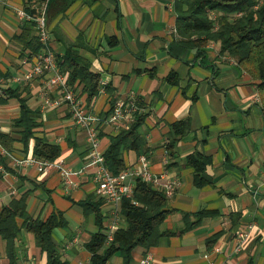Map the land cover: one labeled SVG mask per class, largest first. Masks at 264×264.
I'll return each mask as SVG.
<instances>
[{
  "label": "crops",
  "instance_id": "crops-1",
  "mask_svg": "<svg viewBox=\"0 0 264 264\" xmlns=\"http://www.w3.org/2000/svg\"><path fill=\"white\" fill-rule=\"evenodd\" d=\"M175 2L50 0V48L63 54L64 42L75 43L83 37L87 48L81 55L111 85L113 96L133 95L142 104L146 117L140 133L150 148L152 172L162 183L178 181L163 224V230L171 234L148 251L136 248L130 264H264V116L256 99L260 96L258 81L235 64L233 57L221 54L215 43L180 45L174 33ZM23 9L24 0H0V98L9 99L0 105V133L15 138L12 151L0 143V214L12 200L29 193L28 212L34 218L46 220L53 212L64 214L67 226L53 234L58 247L62 242L63 259L69 264H90L92 254L85 245L99 226L95 215L86 216L80 203L102 199L96 194L89 144L66 106H45L43 79H25L34 58L27 55L29 50L20 40L24 26L30 24L19 18ZM31 11L38 13L35 3ZM9 91L20 93L35 114L40 124L35 137L61 146L58 159L44 161H63L68 181L59 169L35 162L40 159L33 154L35 138L27 146L21 141L14 126L21 104L9 98ZM46 93L54 98L59 91ZM108 96L100 93L86 108L103 118L110 108ZM181 120L189 121V130L170 157L167 137L171 125ZM100 132L105 152L110 137L118 132L107 123ZM190 155L210 161L202 185L196 184L194 168L187 166ZM124 158L127 166L138 165L136 153H125ZM24 159L32 162L22 164ZM101 209L105 229L109 207L102 203ZM199 212L207 213L200 221ZM125 227L122 219L121 228ZM238 232L249 234L239 251ZM15 248L12 262L6 241L0 237V264H47L35 234L25 227ZM109 264H125L124 257L118 254Z\"/></svg>",
  "mask_w": 264,
  "mask_h": 264
},
{
  "label": "trees",
  "instance_id": "trees-1",
  "mask_svg": "<svg viewBox=\"0 0 264 264\" xmlns=\"http://www.w3.org/2000/svg\"><path fill=\"white\" fill-rule=\"evenodd\" d=\"M39 1L41 0H24V9L33 14L32 4ZM257 3V0H176V28L180 45L204 47L215 43L219 45L221 54L235 58L238 64L258 81L264 116V2L256 8ZM82 38L75 43L64 42V53L55 56L58 68L67 74L68 85L79 92L85 105L88 104L89 107L100 95L103 75L93 71L90 59L81 55V50L87 48ZM20 40L27 48L25 50H29L27 54L29 57L44 49L32 22L24 26ZM173 77L171 75L168 79L172 80ZM105 90L109 95L110 108L103 119L111 114L118 99L113 96L111 85L107 84ZM8 94L9 98H16L21 104L20 118L14 124L17 133L21 135V141L27 146L29 140L35 138L34 156L49 161L58 159L62 154L59 144L35 137V129L40 124L35 121V114L28 107L27 100L21 98V94L16 91H9ZM8 102V98H0V105ZM145 117V114L138 115L129 129H122L110 137V144L104 152V157L107 167L114 175L129 167L125 163V153L134 152L138 156H149L150 148L140 133ZM103 126L104 123H101L100 137ZM189 126L188 120L171 125V133L166 143L170 157L174 154L176 143L187 133ZM14 141L15 138L10 134L0 133V143L6 149L12 151ZM209 162V159L200 155L187 157V166L195 170L196 184L206 183L202 174ZM27 194L12 200L3 207L0 214V237L6 241L8 258L14 262L16 241L25 227L35 234L42 251L47 255V264H69L63 259L59 247L53 240L54 231L67 226L64 214L53 212L46 220L34 218L28 212ZM169 200L164 191L155 189L150 183L139 179L133 197L125 199L122 203L121 216L126 227L117 231L114 241L109 245L105 244L104 237V215L101 209L104 201L81 202L84 214L86 216L94 214L96 224L99 226L91 241L85 245L92 254L90 264H109L118 254L124 257L125 264H130L136 248L141 247L148 251L157 246L162 237L171 234L163 230V224L170 213ZM205 214L207 213H197L198 221ZM19 221H22L21 226ZM195 224H190L187 229Z\"/></svg>",
  "mask_w": 264,
  "mask_h": 264
},
{
  "label": "built area",
  "instance_id": "built-area-1",
  "mask_svg": "<svg viewBox=\"0 0 264 264\" xmlns=\"http://www.w3.org/2000/svg\"><path fill=\"white\" fill-rule=\"evenodd\" d=\"M257 6L264 0H257ZM50 0H41L35 3L38 9L37 14H32L25 9L20 11L19 18L22 21L34 23L36 35L44 49L33 56L34 63L28 72L25 73V79L30 81L36 77L43 79L46 90L51 89L59 91L57 97L51 98L44 90L45 106L48 108H60L63 105L71 113L73 122L80 126L85 134L89 144L90 165L95 169L94 180L97 183L96 194L109 207V220L104 230L105 244H111L117 231L121 228V209L125 199L133 197L136 183L139 179L150 183L155 189L164 191L166 196L171 199L174 196L178 186L177 180H168L163 182L157 178L151 170L149 158L146 155H140L137 166H129L118 175H114L106 165L104 151L101 148V139L99 137V127L101 123L111 125L116 132L122 129H129L136 121L138 115L144 114V109L139 100L133 96L119 97L113 107L111 114L103 119L86 108L84 100L78 95V92L71 88L67 82V74L62 72L57 65L55 53L50 48L51 31L48 23V7ZM177 34V29H174ZM235 64L237 60L233 58ZM27 62V61H26ZM100 93L105 94L107 82L102 79L100 82ZM256 99L261 103V97L257 95ZM32 160L24 159L22 164L28 165ZM39 165H45L48 168L59 169L68 181V168L63 161L57 163H48L44 160L35 161ZM0 170L3 166L0 164ZM252 229V225L250 226ZM247 232H238L236 236L237 250L241 249L244 241L248 238ZM149 262L148 260L145 261Z\"/></svg>",
  "mask_w": 264,
  "mask_h": 264
},
{
  "label": "rangeland",
  "instance_id": "rangeland-1",
  "mask_svg": "<svg viewBox=\"0 0 264 264\" xmlns=\"http://www.w3.org/2000/svg\"><path fill=\"white\" fill-rule=\"evenodd\" d=\"M75 210H77L78 212H81L80 209H78V208H76ZM92 218H93V216H92ZM59 232H60L59 230L56 231L57 235H58ZM65 239H67V237H66ZM65 239H64V240H65ZM60 242H61V241H60ZM59 247H60V250L63 251L62 242L60 243Z\"/></svg>",
  "mask_w": 264,
  "mask_h": 264
}]
</instances>
